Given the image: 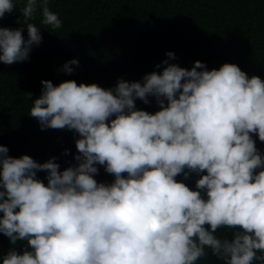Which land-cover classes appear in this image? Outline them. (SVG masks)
Segmentation results:
<instances>
[{"label": "clouds", "instance_id": "9594fccd", "mask_svg": "<svg viewBox=\"0 0 264 264\" xmlns=\"http://www.w3.org/2000/svg\"><path fill=\"white\" fill-rule=\"evenodd\" d=\"M49 3L0 0V20L22 4L27 28L25 40L22 28L0 27V62L26 61L39 45V27L27 22L38 8L44 25L62 27ZM162 64L142 83L118 80L113 89L41 81L29 115L41 129L75 130L79 155L60 171L55 157L14 158L0 145V233L26 242L2 264H197L207 249L224 264H264V170L256 171L264 155L252 138L264 142V80L230 63ZM149 96L159 105L154 114L135 107ZM97 164L111 184L93 178ZM38 171L47 172L46 185ZM203 172L196 190L175 179ZM221 226L240 230L218 239Z\"/></svg>", "mask_w": 264, "mask_h": 264}, {"label": "trees", "instance_id": "16d2710c", "mask_svg": "<svg viewBox=\"0 0 264 264\" xmlns=\"http://www.w3.org/2000/svg\"><path fill=\"white\" fill-rule=\"evenodd\" d=\"M19 7L22 4L0 20V27L22 28L27 40ZM49 7L58 14L62 27L44 25L38 8L35 18L27 22L39 27V45L32 46L26 61L0 62V145L8 148L11 157L28 155L37 163L55 157L60 171L77 164L79 134L67 128L41 129L39 121L29 115L32 101L41 95L43 80L54 86L73 80L78 85L113 89L118 80L142 83L146 74H159L165 60L185 69H191L195 61L203 63L204 70L235 64L248 77L264 80V0H50ZM168 52L175 59L169 60ZM73 59L78 64L70 65L71 73L64 72V64ZM147 99V104L136 99V109L150 114L160 110L155 97ZM252 138L264 155V142L255 134ZM96 167L98 174L93 178L98 183L114 181L103 166ZM205 174L189 173L187 179L180 174L175 179L196 190V181ZM46 177V171L37 172L45 185ZM239 230L221 226L213 234L231 240ZM25 244L13 245L0 233V264L10 249L22 253ZM206 251L197 264H224L211 249Z\"/></svg>", "mask_w": 264, "mask_h": 264}]
</instances>
